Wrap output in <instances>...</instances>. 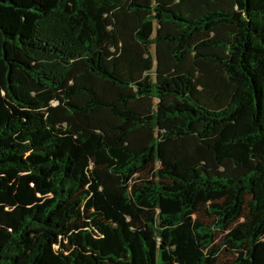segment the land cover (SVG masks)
<instances>
[{"label": "trees", "instance_id": "1", "mask_svg": "<svg viewBox=\"0 0 264 264\" xmlns=\"http://www.w3.org/2000/svg\"><path fill=\"white\" fill-rule=\"evenodd\" d=\"M0 264H264V0H0Z\"/></svg>", "mask_w": 264, "mask_h": 264}, {"label": "rangeland", "instance_id": "2", "mask_svg": "<svg viewBox=\"0 0 264 264\" xmlns=\"http://www.w3.org/2000/svg\"><path fill=\"white\" fill-rule=\"evenodd\" d=\"M198 218L200 221L204 222V223H211L212 220V216L207 215L206 213L200 212L198 214ZM224 237V233L222 232H216V243L219 244L221 242V240Z\"/></svg>", "mask_w": 264, "mask_h": 264}]
</instances>
